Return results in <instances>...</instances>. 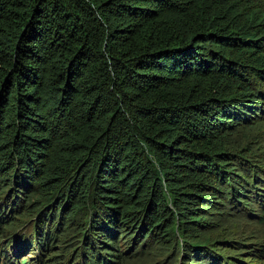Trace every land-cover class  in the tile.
<instances>
[{
  "label": "trees",
  "instance_id": "16d2710c",
  "mask_svg": "<svg viewBox=\"0 0 264 264\" xmlns=\"http://www.w3.org/2000/svg\"><path fill=\"white\" fill-rule=\"evenodd\" d=\"M263 125L264 0H0V261L264 264Z\"/></svg>",
  "mask_w": 264,
  "mask_h": 264
},
{
  "label": "rangeland",
  "instance_id": "374dc122",
  "mask_svg": "<svg viewBox=\"0 0 264 264\" xmlns=\"http://www.w3.org/2000/svg\"><path fill=\"white\" fill-rule=\"evenodd\" d=\"M246 134H251L249 137L245 138V147H248L250 145V148L257 149V151L262 152L264 155V125L261 126V128L258 129H252L247 131ZM257 139V140H253ZM246 151V149H245ZM209 213V212H207ZM28 223V219H26V216L24 215L19 219L16 224H10L8 225V229H15L14 231H29L26 228V225ZM25 227V228H24ZM13 231V230H10ZM16 232V233H18ZM25 235V234H24ZM226 238V239H233L236 242L234 244L230 243H224L219 241V246H226V247H232V248H240L245 247V249H248L249 245L248 243L252 242H262L264 240V224L251 221L249 220L244 214H239L236 217H232L225 225H223L222 228L211 232V238L219 239V238ZM78 238V234H75L69 238V241L74 240ZM245 243V244H243ZM111 245V244H110ZM139 242V247H140ZM111 247V246H110ZM60 247L56 246L54 248V255H47L45 252L44 259L49 257L47 264H70V261L74 259V255H71L69 250L66 252L64 251H58ZM138 249V248H137ZM179 248L172 249L170 252L162 251L160 249H157L156 247L146 248L145 251H143L141 254H135L132 255L130 258H127L124 264H166L167 261L171 260V258H175ZM36 252V251H35ZM35 252L26 254L27 256H35ZM229 253H233L231 251H227ZM63 253L64 255L58 256L59 254ZM246 256L242 255V259H244ZM23 256H20L18 259L21 260ZM31 258V257H29ZM184 256H182L181 260H183ZM15 264H18L16 259L14 260ZM34 262V261H32ZM46 263V262H45ZM243 263V262H242ZM0 264H9L8 261L2 260L0 261ZM177 264H182V261H180V257L178 256ZM202 264V263H201Z\"/></svg>",
  "mask_w": 264,
  "mask_h": 264
}]
</instances>
